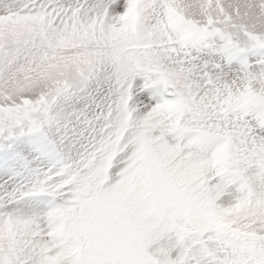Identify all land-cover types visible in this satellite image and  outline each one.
<instances>
[{
  "label": "snow or ice",
  "instance_id": "6c2138e0",
  "mask_svg": "<svg viewBox=\"0 0 264 264\" xmlns=\"http://www.w3.org/2000/svg\"><path fill=\"white\" fill-rule=\"evenodd\" d=\"M0 264H264V0H0Z\"/></svg>",
  "mask_w": 264,
  "mask_h": 264
}]
</instances>
